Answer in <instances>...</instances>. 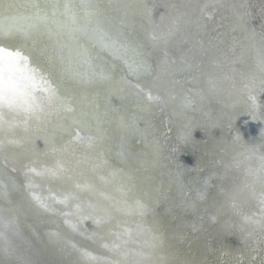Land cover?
Returning a JSON list of instances; mask_svg holds the SVG:
<instances>
[{
  "label": "snow or ice",
  "instance_id": "6c2138e0",
  "mask_svg": "<svg viewBox=\"0 0 264 264\" xmlns=\"http://www.w3.org/2000/svg\"><path fill=\"white\" fill-rule=\"evenodd\" d=\"M123 7L126 9L124 15L117 16L103 0H0V132L15 126L13 121L6 119L9 114L23 116L16 124L27 126L29 121H34L54 129L45 137L47 150L39 170L30 166L37 161L30 159L35 153L28 139L7 141L20 148L12 157L7 154L5 141L0 140V203H7L8 211L13 213L5 216L0 211V253L6 256L16 253L12 244L13 236L19 235L15 213L24 210L13 205V196L26 192L30 197L29 208L36 207L43 213L63 218L70 232L64 236L52 235L62 250L79 252L85 264H155L154 258L164 249L163 233L154 225L145 227L136 223L135 227L129 226L121 217L124 209L108 194L106 178L99 175L107 165L104 152L115 150L117 156H125V139L118 135L113 142L106 135V114L85 111L77 105L85 99L80 95L82 90L113 82L118 63L126 77L138 82L134 95L141 97L137 105L140 112L148 111L151 102L162 97L153 96L151 91L141 96L144 89L140 83L159 79L150 57L156 50L167 56L171 45H187L191 55L183 59L185 67L203 74L204 57L210 53L215 55L222 39L219 34H208V22L213 18L209 9L215 12L219 7L230 13L233 34L230 51L235 57L230 63L248 61L246 79L249 82L243 87L250 93L248 110L255 116L258 106L251 93L257 87L264 93V0L258 9L259 27L253 14L254 0L171 3L165 6L167 11L161 17L162 21L167 20L163 27L152 20L154 6L139 2ZM137 17L145 36L133 26ZM237 51L239 56H236ZM99 52H106L111 60ZM189 95L190 91L181 90L167 99L174 108L189 107L195 101V96L189 99ZM259 108L264 113V105ZM138 119V115L120 117L119 132L136 129ZM261 139L264 140V134ZM240 140L239 133L233 137L234 144H239ZM240 146L243 151L238 156L251 160L256 152L255 145ZM24 159H29V164H23ZM259 160V168L246 169V177L254 179L244 183L243 188L229 189L226 197L231 201L232 213L242 215V205L257 196L256 184L259 183L261 219L253 220L244 215L243 220L245 224H259L264 229V154ZM243 163V160H236L235 167ZM21 168L25 181L18 183L16 174ZM36 179L41 184L58 182L63 198L39 195L34 190L40 186L35 183ZM245 190L248 194L241 205H237V195ZM53 204L64 205L70 210L57 209ZM72 205H75L74 211ZM190 206L195 207V204ZM148 211V206L138 200L130 212L124 214H131L134 221L137 218L142 221ZM85 221H91V231L85 227ZM240 229L246 231L244 224ZM77 238L98 245V254L93 255L87 247H78Z\"/></svg>",
  "mask_w": 264,
  "mask_h": 264
},
{
  "label": "bare ground",
  "instance_id": "6f19581e",
  "mask_svg": "<svg viewBox=\"0 0 264 264\" xmlns=\"http://www.w3.org/2000/svg\"><path fill=\"white\" fill-rule=\"evenodd\" d=\"M139 2L154 6L152 20L155 25L163 27L167 23V20H161L167 11L165 6L187 0H103L117 16L124 15V5ZM226 13L229 14L228 11ZM216 15L214 12L208 24V34H219L222 38L220 41L224 43H219L222 52L210 54L215 57L214 61L221 55L225 58L227 65H223V70L226 68V73L219 67L210 68L205 83H188L191 78H184L189 71L182 57L183 54L186 57L188 46L171 45L167 49V56L163 51L156 50L150 57L159 79L140 83L144 89L141 96L151 91L153 96L162 97L159 101L151 102L152 107L148 111L140 112L137 105L141 97L134 95L138 82L126 77L118 63L113 82L82 90L80 95L85 99L77 105L85 111L95 110L106 114V135L113 142L118 135H123L125 139V156H117L115 150L104 152L103 159L107 165L99 175L106 178L108 194L117 200L118 207L124 212H130L138 200L148 206L149 211L142 221L139 218L134 221L131 214L125 215L124 212L121 217L129 226L135 227L136 223H142L145 227L154 225L163 233L164 249L154 258L155 264H264V229L259 224H245L243 220L244 215L253 220L261 219L262 206L256 200L259 198V183L256 184L257 196L242 205V215L232 213L231 201L226 197L229 189L237 186L243 188L244 183L251 182L250 178L254 179L246 177V169L254 168L257 161L260 164L259 157L264 154L261 144L264 141L259 137L262 124L256 123L251 128L250 122L244 119L250 111L248 101L245 100L247 106L244 108L239 94L243 85L249 82L246 79L248 66L244 65L246 59L242 64L230 63L234 56L227 48H231L232 43L226 42L231 35L227 30L231 27L230 23H224L230 17H220V27L216 28ZM133 26L141 36L146 35L139 17L135 18ZM219 29L222 31L217 33ZM99 55L111 60L106 52H99ZM181 90L186 93L190 91L189 99L195 96V101L189 107L174 108L167 98ZM257 106L259 108L260 104ZM133 115L139 116L138 127L126 133L119 132V118ZM6 119L15 125L0 132V140L5 141L7 154L12 157L20 151L17 145L8 144V140L28 139L35 153L30 159L37 161L30 166L39 170L45 159L43 153L47 150L45 137L54 131L53 127L41 126L34 121H29L27 126L16 124L23 116L15 114H9ZM238 133L241 140L239 144H234L233 137ZM192 144L195 146L193 150L188 147ZM240 145H255L256 152L251 160L238 156L243 151ZM236 160H243L244 163L237 168ZM22 163L29 164V159H24ZM16 175L18 183L25 181L22 168ZM35 183L40 185L34 189L39 195L63 198L55 180L41 184L36 179ZM247 194V190L238 194L235 203L241 205ZM29 201L26 192L13 196V205L24 209L15 213L18 216L19 235L13 236L12 244L16 253L12 256L0 253V264H85L79 252L62 250L57 238L52 235L59 233L64 236L70 232L68 225L63 224V218L43 213L36 207L29 208ZM254 202L257 204L254 205ZM193 203L195 207L190 206ZM53 206L63 211L70 210L61 204ZM9 207L7 203H0V211L5 216L13 215L8 211ZM71 210H75V205ZM213 216L216 220L212 219ZM241 224H244L246 231H241ZM84 225L89 231L92 230L89 227L91 221H85ZM77 239L78 247H87L93 255L98 254V245L90 244L83 238Z\"/></svg>",
  "mask_w": 264,
  "mask_h": 264
},
{
  "label": "rangeland",
  "instance_id": "374dc122",
  "mask_svg": "<svg viewBox=\"0 0 264 264\" xmlns=\"http://www.w3.org/2000/svg\"><path fill=\"white\" fill-rule=\"evenodd\" d=\"M200 2L201 3H204L205 1L204 0H200ZM254 3H255V7L253 8V14H254V17H255V19H256V23H257V27H259V22H260V19H259V14H258V9H259V7H260V4H261V0H254ZM226 9H224V8H217L216 9V13H217V15L215 16V26L214 27H220V25H218V23H219V21H221V19H220V17L221 18H223V17H227V18H229L230 17V13L228 14V13H226ZM209 12L210 13H212V16H213V13L214 12H212V9H209ZM219 15V16H218ZM211 23V20H209V22H208V24H210ZM225 24H228V23H230V19L229 20H225V22H224ZM222 30H218L217 31V33H219V32H221ZM228 31V33H231V28L229 29V30H227ZM232 33H231V35H229L228 37V40H227V42L226 43H232V39H231V37H232ZM223 41H220V44H222L223 45ZM226 45V44H225ZM230 45V44H229ZM228 45V46H229ZM227 49H231L230 47L229 48H227ZM218 51H220V52H222V49H220V50H218ZM219 53V52H218ZM237 53H239V51L237 52ZM189 55H191L190 53H186V57L187 56H189ZM220 56V55H219ZM237 56H239V54L237 55ZM182 57L183 58H185V55L183 54L182 55ZM234 58V57H233ZM233 58H231V60L233 59ZM213 59H215V57H213L211 54H209V55H207V56H205L204 57V63H203V65H202V69H203V74H201V72H199V71H196V72H193L192 70H190V69H188V71H189V73L187 74L186 73V75H184V73H183V75H184V78L185 79H188V78H191V81H189L188 83H190V84H197V83H199V82H201V85H202V83H205V76L208 74L207 72H208V70L210 69V68H213V69H217V67H219V69L223 72V73H226V68L223 70V65H227V63H226V61H225V58L221 55L220 56V58H217L216 57V60L214 61ZM242 64V63H241ZM206 65L209 67H206ZM210 65V66H209ZM244 65L245 66H248V61H247V59H246V62L244 63ZM208 68V69H207ZM245 68V67H244ZM217 74V73H216ZM246 76H248V73H246ZM195 77V78H194ZM241 80H243V77L241 78ZM181 83H183L184 81H180ZM240 93L241 94H239V96L241 97V101H242V103H243V106H245L244 108H246V106H247V102H245V100L246 101H248V105L251 103L250 102V100H249V95H250V93H247V91H245V89L243 88L242 90H240ZM258 94V95H257ZM251 95H255V97H256V104H260V105H264V93H262V92H260V90H259V88L257 87L256 88V91L254 92V93H251ZM244 99V100H243ZM261 111H260V108H258L257 107V110H256V112H255V116H253L252 115V113L251 112H249V115L246 117V118H244L245 119V122L247 121V122H250V124H249V126L251 127V128H253V126H255L256 125V123H260V124H262V127H260L259 129H260V131H259V137H260V140H262L261 139V135L264 133V113H260ZM251 125H253V126H251ZM226 131H227V129H226ZM260 132H262V134L260 133ZM258 139V138H257ZM259 140V139H258ZM264 141V140H263ZM194 143V142H193ZM187 144H189V143H187ZM195 144V143H194ZM190 146V147H189ZM188 147L189 148H191L192 150H193V148L195 147L193 144L192 145H188ZM258 149H260V146L258 147ZM260 150H257V152H259ZM256 159H258L257 158V156L255 157ZM256 162V161H255ZM259 166H260V164L258 165V161L256 162V165H254V168L253 169H256V168H259ZM250 178V177H249ZM252 179L250 178V181H251ZM256 200H258L259 201V198H256ZM257 203L256 202H254V205H256ZM263 234H264V232H263Z\"/></svg>",
  "mask_w": 264,
  "mask_h": 264
}]
</instances>
